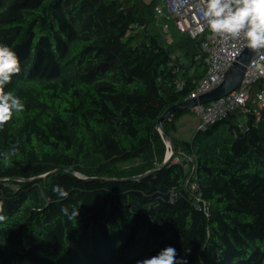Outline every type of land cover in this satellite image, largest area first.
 <instances>
[{"label": "trees", "instance_id": "16d2710c", "mask_svg": "<svg viewBox=\"0 0 264 264\" xmlns=\"http://www.w3.org/2000/svg\"><path fill=\"white\" fill-rule=\"evenodd\" d=\"M158 6L0 0V42L22 61L8 87L26 106L0 130V151L20 148L0 164V264H136L168 246L188 264H264V111L184 139L193 111L178 110L173 159L127 180L165 161L158 121L206 74L201 39L171 32Z\"/></svg>", "mask_w": 264, "mask_h": 264}, {"label": "built area", "instance_id": "2783aa9c", "mask_svg": "<svg viewBox=\"0 0 264 264\" xmlns=\"http://www.w3.org/2000/svg\"><path fill=\"white\" fill-rule=\"evenodd\" d=\"M163 6H158V14L164 13L166 6L173 18L177 29L188 34L193 39H201L200 51L204 58L206 74L199 81L196 90L188 99H198L201 95L214 90L224 79L226 71L246 49V41L241 38L225 41L222 36L211 33L202 23V13L199 11L198 0H161ZM183 83L179 84L180 88ZM187 99V100H188ZM199 119L197 131H206L211 125L227 119L235 112H242L245 116L252 114L257 122L264 111V50H259L247 67L244 79L239 88L228 96L219 100L198 105L192 108ZM240 127L245 126L241 122ZM249 128L247 127V131ZM168 151L170 146L167 142ZM180 159H175L179 162ZM194 189L196 185H193ZM174 195L172 196V200ZM201 199H199L200 201ZM199 208L208 214V207Z\"/></svg>", "mask_w": 264, "mask_h": 264}, {"label": "clouds", "instance_id": "9594fccd", "mask_svg": "<svg viewBox=\"0 0 264 264\" xmlns=\"http://www.w3.org/2000/svg\"><path fill=\"white\" fill-rule=\"evenodd\" d=\"M198 2L203 26L211 33L222 36L225 41L243 38L248 49L254 52L264 50V0H198ZM21 71L22 61L18 52L7 43L0 42V130L25 111V103L8 87ZM170 151L171 148L167 155L171 153ZM19 153V146L12 144L7 150L0 151V164L7 168ZM54 191L58 193L60 199L69 196L68 190L61 186H56ZM61 211L67 214L66 208H62ZM75 215L78 216L79 211ZM7 220L5 201L0 199V223ZM136 264H188V262L179 257L174 247L168 246L151 258L138 260Z\"/></svg>", "mask_w": 264, "mask_h": 264}, {"label": "water", "instance_id": "95a60500", "mask_svg": "<svg viewBox=\"0 0 264 264\" xmlns=\"http://www.w3.org/2000/svg\"><path fill=\"white\" fill-rule=\"evenodd\" d=\"M259 51H253L246 47V49L243 51V53L234 61L232 66L226 71L224 75V79L221 82L218 87H216L211 92H208L204 95H201L198 99H188L184 102L174 105L171 108H169L166 113L159 119L157 124V129L162 134L164 140L167 142L171 148V153L167 155L165 161L158 165L154 170L147 172L143 175L128 178L127 180L132 181H138L146 179L153 174H155L160 169L164 168L166 165L169 164L171 161L173 155L176 152V147L174 144L173 139L169 136V134L166 131L165 128V122L168 120H172V117L178 110H184V109H192L195 106L207 104L216 100H219L221 98H224L228 96L230 93H232L234 90L240 87L247 67L250 65L254 57L258 54ZM58 170H63V168H59ZM71 173H74L73 171H70ZM50 174V173H49ZM49 174L44 175L43 177L49 176Z\"/></svg>", "mask_w": 264, "mask_h": 264}, {"label": "rangeland", "instance_id": "374dc122", "mask_svg": "<svg viewBox=\"0 0 264 264\" xmlns=\"http://www.w3.org/2000/svg\"><path fill=\"white\" fill-rule=\"evenodd\" d=\"M170 31L173 33H176V28L174 26V23L172 21L169 22ZM185 121H187V126L183 129L180 127L179 130V136L185 138V139H191L195 133L196 129V123L199 120L194 114L186 115L183 118Z\"/></svg>", "mask_w": 264, "mask_h": 264}, {"label": "crops", "instance_id": "0c3cea01", "mask_svg": "<svg viewBox=\"0 0 264 264\" xmlns=\"http://www.w3.org/2000/svg\"><path fill=\"white\" fill-rule=\"evenodd\" d=\"M172 22L174 23V26H175V28H176L175 22H174V21H172ZM176 30H177V28H176ZM170 41H172L171 36H170ZM191 114H193V113H191ZM184 117H185V116H184ZM184 117H183V118H184ZM183 118H181L180 121H179V130H180V127L184 129V128L187 126V121H185ZM195 125H196V129H195V130L197 131L198 121H197V123H196ZM196 131H195V132H196ZM178 133H179V131H178ZM178 133H177V135L179 136ZM194 134H195V133H194ZM179 137H181V136H179ZM181 138H183V137H181ZM184 139H185V138H184Z\"/></svg>", "mask_w": 264, "mask_h": 264}]
</instances>
